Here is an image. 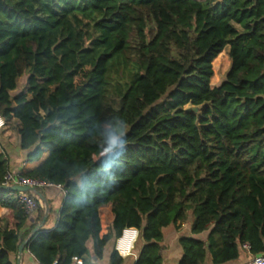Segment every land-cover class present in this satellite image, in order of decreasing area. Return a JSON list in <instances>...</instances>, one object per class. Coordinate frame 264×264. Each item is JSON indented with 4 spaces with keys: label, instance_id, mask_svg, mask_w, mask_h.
Segmentation results:
<instances>
[{
    "label": "trees",
    "instance_id": "16d2710c",
    "mask_svg": "<svg viewBox=\"0 0 264 264\" xmlns=\"http://www.w3.org/2000/svg\"><path fill=\"white\" fill-rule=\"evenodd\" d=\"M0 116L25 161L48 152L25 176L65 191L24 248L37 264H91L125 229L134 264H162V230L188 213L177 264H233L243 244L264 256V0H0ZM127 126L126 151L101 159ZM0 207V264H16L42 211L22 232L19 194L0 190ZM108 264H122L112 249Z\"/></svg>",
    "mask_w": 264,
    "mask_h": 264
},
{
    "label": "crops",
    "instance_id": "0c3cea01",
    "mask_svg": "<svg viewBox=\"0 0 264 264\" xmlns=\"http://www.w3.org/2000/svg\"><path fill=\"white\" fill-rule=\"evenodd\" d=\"M16 125H13V129L9 130V135L11 136L10 139L8 138L7 133L5 134L4 131H0V153H4V158H7V168L9 172H12L16 175H23L25 176L26 173L31 172L39 165H41L46 158L48 157V152H44L41 158L37 161L27 162L25 161V153L20 151L18 147V137L16 133ZM16 138V139H15ZM4 150V151H3ZM43 197L45 198L48 204V214L45 219V223L40 230H51L56 222L57 215L62 207V203L64 200V193L57 189L56 187H49L45 188L40 191ZM42 216L44 214V207L41 209ZM7 216V210L0 207V226H2L5 222ZM37 218V214L30 217L28 223L22 230H28L30 225H32ZM112 220V216L110 214L109 207L101 208L100 210V221H101V236L106 234L108 231V226ZM189 229V228H188ZM183 230H180V224L177 227H167L162 230L163 234V241L161 245L163 246L162 252V264H177L182 256V251L178 246V238L183 236L184 233H181ZM189 230L186 236H189ZM114 241H111L107 244L104 255L101 260H96L94 258H88L91 264H108V256L109 252L114 246ZM133 255L122 259V264H134L137 259L138 251L133 249ZM246 255L243 252L242 258L233 264H242L246 261ZM21 264H37L35 259L28 253L27 250H23ZM207 264H211V258L209 257L207 260Z\"/></svg>",
    "mask_w": 264,
    "mask_h": 264
},
{
    "label": "built area",
    "instance_id": "2783aa9c",
    "mask_svg": "<svg viewBox=\"0 0 264 264\" xmlns=\"http://www.w3.org/2000/svg\"><path fill=\"white\" fill-rule=\"evenodd\" d=\"M5 127V122L0 116V131ZM3 186H21L34 188L36 191H42L45 188L56 187L61 190L64 194L62 186L52 185L42 180L26 177L23 175H16L12 172L7 171L3 177ZM20 202L23 204L25 213L32 217L36 215L39 209H43L42 202L37 196L31 193H18ZM138 238V232L134 229H125L121 232L120 236L114 241L113 250L120 258H125L133 255L134 245ZM242 250L246 255V261L242 264H264V256L251 255L250 246L248 244L242 245ZM74 264H83L81 259L77 257L72 258ZM56 264V263H54Z\"/></svg>",
    "mask_w": 264,
    "mask_h": 264
},
{
    "label": "rangeland",
    "instance_id": "374dc122",
    "mask_svg": "<svg viewBox=\"0 0 264 264\" xmlns=\"http://www.w3.org/2000/svg\"><path fill=\"white\" fill-rule=\"evenodd\" d=\"M224 52H225V56H223L221 58V60L218 62V71L216 72L217 80L212 82V84H210L211 88L216 87L217 85H219L223 81L227 71L229 70V67H230V61H229V57H228L229 56L228 55L229 47H226L224 49ZM25 79H26V76H24V77H22L21 79L18 80V82H17V84H18L17 85L18 86L17 87V91H19L22 88V86L25 83ZM78 81H79L78 79L75 80L76 83ZM206 106H209V104L202 105L200 108H198L197 111L200 112L203 109V107H206ZM12 125H14V123ZM12 128H13V126H12ZM4 133L5 134L7 133L8 138L10 139L11 136L9 135V130L4 129ZM16 137H18V136H16ZM190 217H191V215H190V213H188L187 214V220L180 224V230H183L181 233H184V235H186L188 233L189 221L191 220ZM101 234H102V232H101ZM203 236L204 235L195 236V238L203 239Z\"/></svg>",
    "mask_w": 264,
    "mask_h": 264
},
{
    "label": "water",
    "instance_id": "95a60500",
    "mask_svg": "<svg viewBox=\"0 0 264 264\" xmlns=\"http://www.w3.org/2000/svg\"><path fill=\"white\" fill-rule=\"evenodd\" d=\"M194 110L196 111V109H194ZM187 112H191V109H187ZM0 190L13 191V192H16V193H31V194H34L42 202L43 207H44V214L42 216L41 221L31 231V233L29 234V237L18 247L16 264H21L22 253H23V250L26 247L28 241L30 240V238H32L40 230L41 227H43V225L45 223V219H46L47 214H48V204H47L45 198L43 197V195L41 194V192L40 191H36L34 188L21 187V186L7 187V186L1 185L0 186Z\"/></svg>",
    "mask_w": 264,
    "mask_h": 264
},
{
    "label": "clouds",
    "instance_id": "9594fccd",
    "mask_svg": "<svg viewBox=\"0 0 264 264\" xmlns=\"http://www.w3.org/2000/svg\"><path fill=\"white\" fill-rule=\"evenodd\" d=\"M128 131L129 128L127 126V128L123 130L117 131L114 129L108 132L106 134L107 147L99 152V157L101 159H106L109 154L115 152L117 149H122L123 152H125L128 145V140L123 138L127 136Z\"/></svg>",
    "mask_w": 264,
    "mask_h": 264
}]
</instances>
